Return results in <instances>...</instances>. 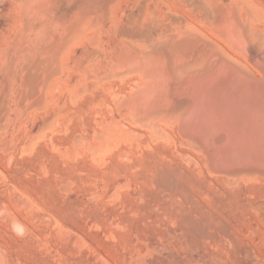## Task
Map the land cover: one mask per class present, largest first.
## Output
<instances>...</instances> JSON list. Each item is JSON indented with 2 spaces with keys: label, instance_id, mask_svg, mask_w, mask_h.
I'll list each match as a JSON object with an SVG mask.
<instances>
[{
  "label": "bare ground",
  "instance_id": "6f19581e",
  "mask_svg": "<svg viewBox=\"0 0 264 264\" xmlns=\"http://www.w3.org/2000/svg\"><path fill=\"white\" fill-rule=\"evenodd\" d=\"M16 1L36 20L29 42L67 41L78 11L54 18L52 0ZM87 10L100 149L114 143L129 160L134 196L167 216L194 207L264 231V0H100Z\"/></svg>",
  "mask_w": 264,
  "mask_h": 264
},
{
  "label": "rangeland",
  "instance_id": "374dc122",
  "mask_svg": "<svg viewBox=\"0 0 264 264\" xmlns=\"http://www.w3.org/2000/svg\"><path fill=\"white\" fill-rule=\"evenodd\" d=\"M99 1L52 0L54 18L78 11L67 41L29 42L36 20L0 0V264H264V231L194 207L167 216L134 196L119 147L100 149L103 88L80 26Z\"/></svg>",
  "mask_w": 264,
  "mask_h": 264
}]
</instances>
